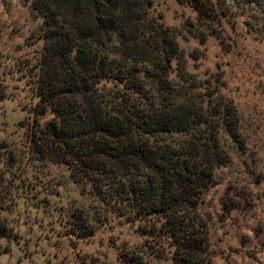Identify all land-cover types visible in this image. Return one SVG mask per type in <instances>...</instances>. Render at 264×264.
Segmentation results:
<instances>
[{
    "label": "rangeland",
    "instance_id": "374dc122",
    "mask_svg": "<svg viewBox=\"0 0 264 264\" xmlns=\"http://www.w3.org/2000/svg\"><path fill=\"white\" fill-rule=\"evenodd\" d=\"M137 2L182 51L170 81L187 80L200 109L226 101L239 117L237 141L222 137L229 161L202 202L211 264H264V0ZM41 27L31 0H0V264H172L143 223L33 151V126L52 118L33 122L29 64Z\"/></svg>",
    "mask_w": 264,
    "mask_h": 264
},
{
    "label": "trees",
    "instance_id": "16d2710c",
    "mask_svg": "<svg viewBox=\"0 0 264 264\" xmlns=\"http://www.w3.org/2000/svg\"><path fill=\"white\" fill-rule=\"evenodd\" d=\"M31 11L42 20L29 64L33 122L52 117L33 126V151L143 223L172 264H211L202 202L229 161L222 137L238 139L234 106L217 98L200 109L187 80L170 81L182 51L137 0H31Z\"/></svg>",
    "mask_w": 264,
    "mask_h": 264
}]
</instances>
